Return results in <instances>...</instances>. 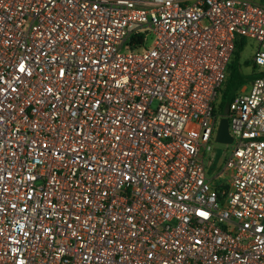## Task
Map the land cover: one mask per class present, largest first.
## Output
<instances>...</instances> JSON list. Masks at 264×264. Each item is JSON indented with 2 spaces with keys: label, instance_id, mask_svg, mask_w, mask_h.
Segmentation results:
<instances>
[{
  "label": "built area",
  "instance_id": "obj_1",
  "mask_svg": "<svg viewBox=\"0 0 264 264\" xmlns=\"http://www.w3.org/2000/svg\"><path fill=\"white\" fill-rule=\"evenodd\" d=\"M0 264H264V0H0Z\"/></svg>",
  "mask_w": 264,
  "mask_h": 264
},
{
  "label": "rangeland",
  "instance_id": "obj_2",
  "mask_svg": "<svg viewBox=\"0 0 264 264\" xmlns=\"http://www.w3.org/2000/svg\"><path fill=\"white\" fill-rule=\"evenodd\" d=\"M238 41L242 42V49L238 53V56L235 60V64L238 66L239 71L242 74V82L243 84L239 87L241 90H249L250 82L247 81V77H244L246 75H250L252 73H255V70L257 67L253 65V55L254 52L257 49L258 43L254 40L248 39V38H237ZM122 51H125V49H122ZM260 69H257V71ZM211 143V154L214 155V164L212 167H209L210 173L212 175L219 173L223 169V161H224V153L228 152L230 150V147L225 144L216 143L215 141L210 142ZM212 168V169H211ZM226 180L225 174L220 175L216 180L215 184L222 183Z\"/></svg>",
  "mask_w": 264,
  "mask_h": 264
},
{
  "label": "trees",
  "instance_id": "obj_3",
  "mask_svg": "<svg viewBox=\"0 0 264 264\" xmlns=\"http://www.w3.org/2000/svg\"><path fill=\"white\" fill-rule=\"evenodd\" d=\"M234 46L235 49L233 51L231 60L227 65L225 79L218 90L216 98L214 112L220 117L223 116L224 110L228 108L230 101H232L234 96L241 90L239 87L243 84V75L240 74L241 72L239 71L238 66L235 64L238 53L242 49V42L236 41ZM244 77H247V81H252L256 77V73H252Z\"/></svg>",
  "mask_w": 264,
  "mask_h": 264
},
{
  "label": "water",
  "instance_id": "obj_4",
  "mask_svg": "<svg viewBox=\"0 0 264 264\" xmlns=\"http://www.w3.org/2000/svg\"><path fill=\"white\" fill-rule=\"evenodd\" d=\"M227 109L224 110L223 116L220 118L218 122V126L216 129V134L214 141L216 143L229 145L232 143V136L229 133V124L228 119L226 117L227 115Z\"/></svg>",
  "mask_w": 264,
  "mask_h": 264
}]
</instances>
